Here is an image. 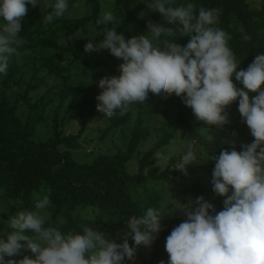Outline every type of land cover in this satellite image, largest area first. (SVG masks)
Returning <instances> with one entry per match:
<instances>
[{
	"label": "trees",
	"instance_id": "obj_1",
	"mask_svg": "<svg viewBox=\"0 0 264 264\" xmlns=\"http://www.w3.org/2000/svg\"><path fill=\"white\" fill-rule=\"evenodd\" d=\"M189 2L194 13L200 7L220 10L215 27L230 36L228 46L240 63L238 70L264 53V0H175V6ZM45 3L51 4V0H42L37 7L26 5L7 75L0 76V236L6 238L11 216L32 210L43 195L50 199L45 226L61 231L90 227L118 244L132 243L127 222L153 207L164 217L163 230L150 248L137 250L134 264H167L165 238L185 217L179 208L166 214L164 205L175 206L174 201L180 199L177 207H183L203 196L221 210L223 198L211 186V157L221 149L240 150L241 144L254 138L242 122L237 102L227 108L229 122L219 128L197 122L191 109L175 95H151L144 103L153 110L144 111L146 106L141 104L136 113L137 108L112 117L99 113L97 82L118 75L122 61L107 50L85 53L84 44L100 41L106 28L115 27L127 39L147 35L149 22L164 21L147 8L146 0H69L68 12L45 25L43 16L51 11ZM104 11L117 17L113 24L96 23ZM189 39L178 35L172 43L183 46ZM163 41L162 37L161 46ZM233 82L237 83L234 76ZM153 120L162 125L157 127ZM75 124H79L78 130H67ZM130 126L127 142L118 152L102 153L91 164L72 158L71 151L83 139L105 142ZM39 127L50 129V137L36 140ZM92 131L98 137L87 134ZM151 135L156 143L141 154L140 148ZM187 143L192 144L198 160L181 172L174 167ZM174 147H179L176 153L168 154ZM24 255L33 256L25 249L13 259Z\"/></svg>",
	"mask_w": 264,
	"mask_h": 264
},
{
	"label": "clouds",
	"instance_id": "obj_2",
	"mask_svg": "<svg viewBox=\"0 0 264 264\" xmlns=\"http://www.w3.org/2000/svg\"><path fill=\"white\" fill-rule=\"evenodd\" d=\"M41 2L0 0V76L7 75L26 5L37 7ZM45 6L51 9L43 16L47 25L68 12L69 0H51ZM146 6L164 21L147 23V35L126 39L111 27L100 41L88 40L83 46L85 53L107 50L122 61L118 75L97 82L101 89L95 97L97 110L112 117L151 95H175L197 122L219 128L229 122L227 108L237 102L242 122L254 138L240 150L232 147L212 155L211 186L223 198L222 209L203 196L177 207L185 218L165 238L167 264H264V53L238 70L240 63L228 46L230 36L215 27L219 9L200 7L194 13L193 3L176 7L175 0H146ZM116 19L112 11H104L96 23L108 25ZM178 35L190 39L183 46L172 43ZM196 160L187 143L174 168L185 172V165ZM49 206L48 195H43L32 210L17 211L8 219L6 238L0 236V264H134L137 250L150 248L163 230L160 209L148 207L127 222L132 243L118 244L90 227L61 231L45 226ZM25 249L33 256L13 259Z\"/></svg>",
	"mask_w": 264,
	"mask_h": 264
},
{
	"label": "rangeland",
	"instance_id": "obj_3",
	"mask_svg": "<svg viewBox=\"0 0 264 264\" xmlns=\"http://www.w3.org/2000/svg\"><path fill=\"white\" fill-rule=\"evenodd\" d=\"M93 82V81H90ZM146 102V100H145ZM143 105H145L146 107H144V111H148V110H153L154 108H150L147 107V104H145L143 102ZM142 106L141 104H134V105H130L128 107L127 110L133 111L135 110V108ZM138 110V108L134 111L136 113V111ZM99 113H102L100 111H98ZM154 121V120H153ZM154 123L156 124L157 127H160L162 124L160 123V121H154ZM132 125V124H131ZM131 127L130 126L128 129H126L125 132H115L113 133L112 137L109 138L108 140H106L105 142H100L96 139H83L80 142V147L76 150H72L71 151V155L72 158L79 162V163H85V164H91L100 154L102 153H110V154H114L116 152L119 151L120 147H123L125 145V143L127 142V132L129 133L131 131ZM79 128V124H75L74 126H67V130L69 131H76ZM91 134L90 137L96 138L98 137L97 134H95L93 131L88 132L87 134ZM51 135V130L46 128V127H39L38 131L36 133L35 139L36 140H45L48 137H50ZM156 143V137L155 135H151V137H149L144 145L140 148V151L142 152L141 154H144L147 150H149L150 148H152L154 146V144ZM180 147H182L183 145H179ZM179 149V147H177ZM177 148L174 147L173 149H168L167 152L168 154L171 153H176ZM167 155V154H166ZM166 155H163V158H166ZM129 170L133 173L134 168L131 167V165L129 166ZM175 206H172L168 203H166L164 205V210L166 212V214L168 215H172L175 210L177 209L178 203L180 202V199H177L174 201Z\"/></svg>",
	"mask_w": 264,
	"mask_h": 264
}]
</instances>
